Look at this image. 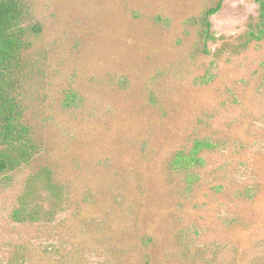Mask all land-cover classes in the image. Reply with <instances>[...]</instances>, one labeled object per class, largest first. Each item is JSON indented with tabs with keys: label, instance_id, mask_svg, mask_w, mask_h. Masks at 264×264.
Segmentation results:
<instances>
[{
	"label": "trees",
	"instance_id": "obj_1",
	"mask_svg": "<svg viewBox=\"0 0 264 264\" xmlns=\"http://www.w3.org/2000/svg\"><path fill=\"white\" fill-rule=\"evenodd\" d=\"M225 1L208 0L205 9L191 19L194 39L189 58L192 63L212 59L210 66L220 64L219 56L211 47L218 42L211 19L221 11ZM255 1L260 8L259 16L244 43L235 48V56L264 42V0ZM34 17L31 0H0V198L12 189L19 173L31 169L7 216L8 226L29 232V236L26 234L25 239L0 250V264H90L85 257L86 251L75 245L78 235H72L61 246V227L56 217L58 212L70 208L73 217L64 222L65 227L69 228L68 223L76 219L81 223L98 214L103 217L102 223L109 222L108 192L95 191L88 183L91 171L86 170L92 158L101 152L84 148L81 161L71 163L76 167L68 170L73 178L67 175L66 162L56 150L52 135L48 134L57 122L54 110L43 103L51 98L44 87L46 81L51 80L48 77L51 67H46L49 50L44 40L45 26ZM222 69L189 67L186 73L192 76L194 88L212 90L221 83L217 72ZM175 72L169 68L159 69L147 87L144 111L159 113L157 126L162 131L161 134L155 132L157 126L152 121H145L137 128L133 186L145 215L151 188L158 180L167 197L164 200H177L180 218L168 222L165 229L161 227L165 222L143 220L135 232L132 256L121 258L116 264H206L205 258L209 255L203 245L210 229L217 225L222 236L216 242L225 238L236 264L243 258L249 259L251 264H264V107L255 104L264 102L258 92L264 85V67H256L254 73L247 76L245 73L239 80L235 78L234 87L227 86L226 102L221 106L233 108L239 112V117L229 122L221 119L220 125L227 127L213 131L210 130L213 126H220L214 123L219 118L204 113L196 104L186 102L188 107L196 108H186V118L180 121L177 116L180 111L172 100L174 90L163 83L176 81L181 72ZM77 80L65 92L64 110H79V104L85 98L80 85L88 84L81 78ZM256 82L257 90L254 88ZM94 85L119 95L131 94L129 84L122 85L109 79L96 81ZM118 104L112 102V110L107 109V115ZM251 104L252 109L249 108ZM96 106L104 108L98 102ZM121 106L125 108L122 103ZM247 110L249 121L241 123L247 130L243 131L236 120ZM107 115L106 121L109 120ZM101 123L95 125L94 133ZM123 126L125 123H114L108 133L112 129H123ZM102 178L103 181L106 179L105 176ZM108 188L111 192L110 185ZM116 189L123 195L127 192L122 183H117ZM128 206L131 208V204ZM90 226L99 231L94 224ZM79 234L83 244L86 237L91 236L95 249L98 252L102 249L97 244L99 233L89 229L87 236L82 232ZM190 239L192 241L187 242ZM222 248L223 245L218 250Z\"/></svg>",
	"mask_w": 264,
	"mask_h": 264
},
{
	"label": "rangeland",
	"instance_id": "obj_2",
	"mask_svg": "<svg viewBox=\"0 0 264 264\" xmlns=\"http://www.w3.org/2000/svg\"><path fill=\"white\" fill-rule=\"evenodd\" d=\"M31 1L34 4V19L45 26L44 40L49 50L46 67H51L48 73L51 80H47L44 87L50 92L51 98L43 103L54 110L57 122L48 134L52 135L56 150L66 162L65 171L68 176V170L76 167V164L71 163L81 161L84 148L100 151L101 154L92 158V163L87 166L86 170L92 174L88 183L95 191L108 192L107 214L110 219L106 225L102 223V215L98 214L81 223L76 219L68 223L69 228L65 227L64 222L72 220L74 213L69 208L65 212H58L56 217L61 227V238L58 240L63 246L76 234L78 239L75 245L79 250L86 251L85 257L90 264H116L121 258L129 259L132 256L135 232L140 229L143 220L148 223L153 219L165 222L161 224L165 229L168 222L180 218V213L176 210L179 208L177 200H164L167 197L158 180L151 188V200L145 215L141 211L139 195L133 186L136 177V156H133V148L138 135L137 128L145 121H152L157 126L160 119L159 113L144 111L147 87L153 75L163 68L181 72L176 81L163 82L168 89L174 90L172 100L180 111L177 115L180 121L186 118V108L193 110L196 107L204 113L217 116L219 119L214 123L218 125L221 119L229 122L239 117V112L221 105L226 102L227 86L234 87L235 78L239 80L245 77V73L246 76L254 73L256 67H264V42L257 48L233 55L235 48L244 43L247 33L255 26L260 8L255 0L224 2L221 11L211 19L213 32L218 38L217 45L212 44L211 47L221 62L219 65L210 66L212 59L195 64L189 58L194 39L190 22L205 9L208 0ZM189 67H222L217 72L221 83L212 90L194 88L191 83L192 76L186 73ZM78 78L89 85H80L86 94L85 98L79 104V110H64L62 103L65 92L70 85L78 82ZM108 79L122 85L129 84L127 87L131 94L119 95L116 91L94 85L96 81L105 82ZM257 86L256 82L255 90ZM258 92L264 101V85L259 87ZM97 102L104 108L96 106ZM112 102L119 104L111 114L108 111L107 115V109L112 110ZM186 102L190 105L196 104V107H188ZM260 102L255 103L257 107H264V102ZM121 103L125 106L124 109ZM251 106L252 104L249 108ZM248 113V110L245 111L236 123H248ZM105 114L109 117L107 121ZM100 122L102 126L96 127L98 131L94 133L95 125ZM114 123H125V126L123 129H112L109 134L108 130ZM146 125L151 131L150 124L146 122ZM224 127L227 126H213L210 130H223ZM241 127L243 131H247L246 127ZM154 129L161 134L159 125ZM125 167L129 168L128 173ZM30 173L31 169L19 173L12 189L0 198V250L7 249L12 242L25 239L26 234L29 236V232L8 226L7 216L11 212V203L22 190ZM103 176L106 177L104 181ZM117 183H122L127 188L125 195L117 191ZM128 204H131V208ZM188 221L189 219L186 222ZM92 224L99 231L90 226ZM89 229L99 233L100 241L97 244L102 248L99 252L94 247V239L86 235ZM78 231L87 236L84 244ZM210 232L203 245L209 255L205 258L206 264H236L237 260L225 238L216 242L222 236L218 225L211 228ZM191 241L192 239L187 242ZM222 245L223 248L218 250ZM251 263L249 259L243 258L239 264Z\"/></svg>",
	"mask_w": 264,
	"mask_h": 264
}]
</instances>
